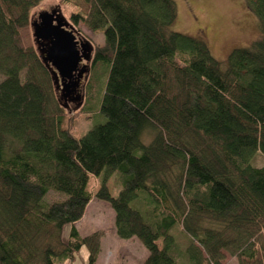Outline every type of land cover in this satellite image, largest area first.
<instances>
[{
  "label": "trees",
  "instance_id": "obj_1",
  "mask_svg": "<svg viewBox=\"0 0 264 264\" xmlns=\"http://www.w3.org/2000/svg\"><path fill=\"white\" fill-rule=\"evenodd\" d=\"M43 1L0 0V264L71 262L83 246L97 264L101 231L75 227L93 199L113 210L119 239L145 248L141 264H264V168L250 162L264 156V0H246L260 38L224 63L168 30L173 0H82L86 13L57 0L104 36L72 115L32 36ZM93 112L101 122L77 137Z\"/></svg>",
  "mask_w": 264,
  "mask_h": 264
},
{
  "label": "rangeland",
  "instance_id": "obj_2",
  "mask_svg": "<svg viewBox=\"0 0 264 264\" xmlns=\"http://www.w3.org/2000/svg\"><path fill=\"white\" fill-rule=\"evenodd\" d=\"M82 13H86L88 6L82 0H75ZM176 6V19L168 28L169 31L179 32L189 36L201 37L209 46L212 55L223 62L228 53L234 48L249 47L254 41L260 38L258 21L255 15L247 8L246 0H173ZM64 4H59L57 0H45L35 7L31 13V23L38 21V16L44 12L58 11L65 20L73 25L76 36L82 37L83 41L88 40L92 47L95 44H102L103 34L94 33L84 22L78 21L76 25L69 19L72 6L69 10ZM87 71L83 75L80 90V101L67 102L68 108H65L69 115L76 113L82 106L83 93L88 78ZM92 118L86 119L83 115L77 120L75 135L81 137L94 124L101 122L96 112L90 114ZM146 139L142 138L146 144L150 138L151 132H147ZM255 167L264 168V156L256 152L250 160ZM101 177L91 176L88 183L89 190H96L100 184ZM107 187L112 196H117L121 184L117 175H112ZM56 195L49 194L47 198L51 201ZM135 206V203H131ZM81 236H86L95 231H101V247L97 264H141L145 255V248L136 239L121 240L117 237L114 228V213L110 206L103 202L93 199L87 206L83 218L75 224ZM71 225L63 228L62 238L67 240ZM180 233H178L179 235ZM179 242L184 239L182 234L178 236ZM88 251L83 246L71 262L60 264H86ZM186 261V259H184ZM235 260L225 254L223 264H234Z\"/></svg>",
  "mask_w": 264,
  "mask_h": 264
},
{
  "label": "water",
  "instance_id": "obj_3",
  "mask_svg": "<svg viewBox=\"0 0 264 264\" xmlns=\"http://www.w3.org/2000/svg\"><path fill=\"white\" fill-rule=\"evenodd\" d=\"M31 25L36 43L46 45L45 49L40 48L42 61L60 90L63 106L68 108L67 102L81 100L82 96L75 91L80 78L88 71L93 47L88 40H76L73 25L58 11L41 13ZM81 60L85 61L82 65Z\"/></svg>",
  "mask_w": 264,
  "mask_h": 264
},
{
  "label": "flooded vegetation",
  "instance_id": "obj_4",
  "mask_svg": "<svg viewBox=\"0 0 264 264\" xmlns=\"http://www.w3.org/2000/svg\"><path fill=\"white\" fill-rule=\"evenodd\" d=\"M76 40L78 41H83L82 37H80L79 35L76 37ZM85 61L81 60L80 62V65L84 64ZM83 80V78H80L79 82H78V85L76 87V91H75V94L78 92V90H80V87H81V81Z\"/></svg>",
  "mask_w": 264,
  "mask_h": 264
},
{
  "label": "crops",
  "instance_id": "obj_5",
  "mask_svg": "<svg viewBox=\"0 0 264 264\" xmlns=\"http://www.w3.org/2000/svg\"><path fill=\"white\" fill-rule=\"evenodd\" d=\"M146 256H147V252H145V255H144L143 259H145Z\"/></svg>",
  "mask_w": 264,
  "mask_h": 264
}]
</instances>
